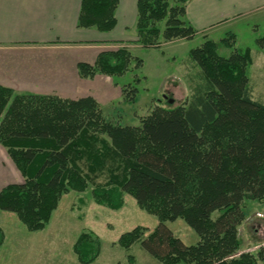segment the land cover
I'll list each match as a JSON object with an SVG mask.
<instances>
[{"label":"trees","instance_id":"obj_1","mask_svg":"<svg viewBox=\"0 0 264 264\" xmlns=\"http://www.w3.org/2000/svg\"><path fill=\"white\" fill-rule=\"evenodd\" d=\"M172 1H137L136 44L157 47L195 35L184 18L188 0ZM116 8L117 0H81L77 27L109 32ZM219 43L233 49L235 36ZM257 45L264 52V37ZM217 50L209 39L190 50L202 79L192 99L175 108L158 105L138 126L108 121L90 97L18 95L0 87V145L23 178L0 190V211L14 214L29 232L41 231L62 195L83 193L106 174L104 183L91 188L95 204L116 211L129 195L158 221L151 231L138 226L122 234L121 248L139 243L160 264H264V246L230 258L241 249L244 202H264V104L251 94L250 52L223 58ZM131 60L120 47L100 53L94 65L79 63L77 71L82 79L103 75L116 84ZM134 60L140 68L142 61ZM128 87L121 86V93L131 102L137 91ZM177 219L197 235L194 245H185L165 225ZM3 238L0 230V247ZM72 251L79 264H94L98 236L82 232ZM127 260L135 262L132 256Z\"/></svg>","mask_w":264,"mask_h":264},{"label":"crops","instance_id":"obj_2","mask_svg":"<svg viewBox=\"0 0 264 264\" xmlns=\"http://www.w3.org/2000/svg\"><path fill=\"white\" fill-rule=\"evenodd\" d=\"M137 1L117 0L115 27L109 32H101L95 28L77 27L81 0H0V87L18 95L51 96L66 100L90 97L101 111L114 103L123 104L119 84L103 75H96L91 80L82 79L77 65H94L98 55L106 52L108 46L125 47L130 53L132 49L144 48L135 43ZM263 8L264 0H188L184 18L195 30V35L189 40H175L148 49L160 50L199 36L204 41L209 33L216 31L230 17L247 15ZM19 181L18 171L0 146V190L11 184H19ZM62 202L63 199L47 226L37 232L27 233L13 214L0 211V228L4 236L0 258L8 256L7 250H13L19 255L26 252L17 259L22 264H54L53 257L52 262L44 263L41 255L45 253L43 251L48 256H51V252L54 255V244L49 247V241L56 235L53 233L55 229L53 232L49 229L53 220L65 219L71 213L68 207L62 208ZM64 210L68 212L66 215ZM30 235L42 236L45 243L48 242V249L43 246L41 253L37 249L39 263L32 258L36 254L30 255L27 251ZM68 255L66 262L79 264L73 256Z\"/></svg>","mask_w":264,"mask_h":264},{"label":"rangeland","instance_id":"obj_3","mask_svg":"<svg viewBox=\"0 0 264 264\" xmlns=\"http://www.w3.org/2000/svg\"><path fill=\"white\" fill-rule=\"evenodd\" d=\"M169 2L170 5L173 4L172 0ZM159 28L162 31L163 23L159 24ZM229 34L235 36L233 49H227L219 43ZM263 37L264 8L247 15L230 17L226 23L216 31L209 33L206 38L217 43V53L223 58L229 57L233 51L243 53L248 50L250 52L252 63L246 70L249 86L253 93L252 97L262 103H264V52L257 45V40ZM203 42V38L199 36L192 41L178 43L160 50L132 49L129 70L123 76L117 77L115 81L119 86L129 85V90L136 89L134 101L129 102L122 98L123 104L119 102L103 108V116L113 124L138 126L140 119L147 116L158 105L175 108L185 101H190L195 93V87L202 83V79L199 67L189 57V51L198 48ZM119 48L112 45L108 46L106 51H115ZM134 59L142 61L140 68H134ZM182 70L184 72L180 74ZM166 98L169 100L167 101ZM81 165L85 170V166ZM105 180L106 174H101L93 182H89L85 192L79 194L69 191L61 196L59 203L63 199L62 208L66 207L67 209L68 207L71 213L65 219L53 220L49 229L52 232L55 229L53 233L56 235L54 239L49 241V247H53L54 244V255L51 252V256H48L47 252L43 251L45 253L41 255V261L49 263L52 262L53 257L54 264H63L64 262L69 264L66 262L68 254L74 257H72L74 261H77L72 251L73 244L82 232L93 230L92 232L100 240V254L94 264H128V256L134 258V264H160L157 260L152 259L139 243L132 245L128 250L117 245V240L122 234L138 226L151 231L157 226L158 221L156 217L139 209L134 199L129 195L123 197L125 206L121 211L110 210L95 204L91 195V188L94 184L104 183ZM22 182L23 178L20 175L19 184ZM79 199H81L80 202ZM243 209L245 219L238 227L241 249L231 257H236L241 253L255 254L264 246V202L258 203L247 200L244 202ZM64 213L66 215L68 212L64 210ZM16 219L18 220L17 217ZM18 222L22 229L30 233L19 220ZM165 225L185 245H194L198 240L194 231L181 219L167 222ZM0 230L2 231L1 228ZM29 241L27 251L30 252V255L36 254L32 258L39 263L37 249L39 248L41 253L42 247L47 248L48 242L45 243L42 236L32 235H30ZM25 254L26 252L22 255ZM6 255L8 256L0 258V264H22L17 261L22 256L19 253L15 254L13 250H7ZM17 255L19 256L17 257Z\"/></svg>","mask_w":264,"mask_h":264}]
</instances>
